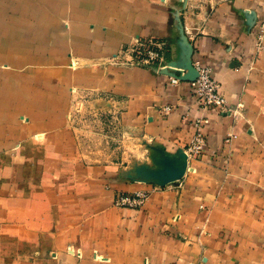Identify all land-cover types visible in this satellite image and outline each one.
<instances>
[{"label": "crops", "instance_id": "crops-1", "mask_svg": "<svg viewBox=\"0 0 264 264\" xmlns=\"http://www.w3.org/2000/svg\"><path fill=\"white\" fill-rule=\"evenodd\" d=\"M180 7L0 0V264H84L92 248L111 264H264V0ZM139 37L168 43L165 70L106 63ZM194 60L228 111L197 102ZM80 90L121 107L132 155L88 160ZM197 119L206 145L189 159ZM135 191L141 208L114 205Z\"/></svg>", "mask_w": 264, "mask_h": 264}, {"label": "rangeland", "instance_id": "rangeland-1", "mask_svg": "<svg viewBox=\"0 0 264 264\" xmlns=\"http://www.w3.org/2000/svg\"><path fill=\"white\" fill-rule=\"evenodd\" d=\"M161 1L180 5L178 11L182 20L184 15L182 12L189 10L190 15L193 16L201 13L202 10H206L207 5V0ZM190 2H192V8L187 7L190 6ZM110 59L106 63L111 64L110 61H112L126 66L121 60L119 62L114 60L115 56ZM72 65L74 68L80 66L77 60L73 61ZM88 66L93 67L94 65L89 64ZM76 95V102L71 111L73 113V125L78 133L81 150L90 156L88 160H113L116 162L117 160L126 159L129 154L132 155V152L129 153L127 150V140H130L127 128L119 117L122 112L121 107L112 105L109 100L101 97V94H97L96 91L84 93L83 90H80ZM78 257H82L80 253H78ZM82 259L87 260L84 264H111L109 251L100 248H92L87 258Z\"/></svg>", "mask_w": 264, "mask_h": 264}, {"label": "built area", "instance_id": "built-area-1", "mask_svg": "<svg viewBox=\"0 0 264 264\" xmlns=\"http://www.w3.org/2000/svg\"><path fill=\"white\" fill-rule=\"evenodd\" d=\"M189 35V31L186 30ZM264 39V32L259 37L257 42L258 47H261ZM168 43L155 37H139L122 47L115 55V59L119 62L139 68L154 69L157 71L165 70L169 62ZM192 67L196 70L197 76L190 80V85L194 90L197 102L204 108L213 107L221 112L227 110V101L221 93L219 84L214 80L211 74V68L203 64L199 60L192 61ZM179 78L174 76L171 78V83L176 84ZM203 119H197L194 123L195 132L190 137L185 152L187 158H197L202 154L206 145V137L202 130ZM235 137V135L228 134L227 140ZM148 192L135 191L132 193L118 194L114 199V205L123 208H141L148 200Z\"/></svg>", "mask_w": 264, "mask_h": 264}, {"label": "water", "instance_id": "water-1", "mask_svg": "<svg viewBox=\"0 0 264 264\" xmlns=\"http://www.w3.org/2000/svg\"><path fill=\"white\" fill-rule=\"evenodd\" d=\"M170 60V59H169ZM189 71L191 73L190 80H193L197 76L196 70L192 67V61L189 63ZM187 156V155H186Z\"/></svg>", "mask_w": 264, "mask_h": 264}]
</instances>
